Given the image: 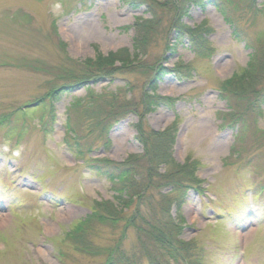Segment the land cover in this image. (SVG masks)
I'll use <instances>...</instances> for the list:
<instances>
[{
  "label": "rangeland",
  "instance_id": "obj_1",
  "mask_svg": "<svg viewBox=\"0 0 264 264\" xmlns=\"http://www.w3.org/2000/svg\"><path fill=\"white\" fill-rule=\"evenodd\" d=\"M144 1L133 8L123 0H0V264H106L122 224L93 223L84 243L70 234L96 201L116 205L112 181L88 164L141 155L140 123L151 135L166 133L163 142L172 141L167 150L176 162L196 165L193 183L200 190L189 189L180 210L186 261L264 264V107L248 108L246 94L224 85L233 80L240 91L241 80H252L240 77L253 61L249 42L264 74V0L191 5L181 29L171 24L165 0ZM121 51L131 69L115 61L122 73L114 79L35 102L67 81L73 62ZM161 70L162 80L148 91ZM89 90L105 100L116 92L123 94L120 101L133 98L140 112L146 91L164 101L155 97L162 105L146 108L141 118L122 116L106 137L89 127L94 114H79L88 109ZM79 119L85 137L80 155L68 149L66 137L68 124ZM178 214L173 205L171 215ZM134 243L131 228L125 246ZM163 257L160 264H188Z\"/></svg>",
  "mask_w": 264,
  "mask_h": 264
},
{
  "label": "trees",
  "instance_id": "obj_2",
  "mask_svg": "<svg viewBox=\"0 0 264 264\" xmlns=\"http://www.w3.org/2000/svg\"><path fill=\"white\" fill-rule=\"evenodd\" d=\"M208 1L220 6L218 0ZM257 1L250 0L251 5L254 6ZM123 2L128 3L133 8H137L145 1L123 0ZM205 2L206 0H165L163 5L170 10L171 24L179 22L178 28L181 29L182 20L188 15L189 7L191 5L203 6ZM146 5L148 6V4ZM155 8L153 6L152 9L154 10ZM153 15L156 16V13H153ZM228 21L235 26V21L232 18L228 17ZM234 33L237 34V37L240 36L246 40V36L243 33L241 34L237 31H234ZM190 38L193 40V37ZM135 42H137V39H135ZM60 44L63 50L66 49L64 42L61 41ZM248 47L254 49L252 54L253 61L249 63L248 69L244 70V74L240 77L243 79L245 76H249L252 80L249 81V84H246L245 80H241L242 83H239L242 86H239L240 91L235 90L233 80L225 82L224 85L229 88L232 87L231 89L234 93L243 94V97L246 94V98L249 100L248 108L263 110L264 86L261 80L256 79L258 77L262 78V80L264 79V74L262 75L260 70L262 62L260 57L257 56L258 49L253 46V43L249 42ZM125 53L127 52L110 53L96 62H91L89 59L85 62L76 61L78 65L73 62L74 68L64 74V78L67 81L54 87L52 91L35 102L42 104L47 98H50L49 102L51 99L59 98L62 93L71 94L91 82H99L105 78L114 79L117 73H122V70L119 71V69L124 67L128 69L131 66L130 62H128V57L122 58ZM119 60L123 62L121 68L114 65V62ZM162 72L163 70L152 75L153 77L147 85L148 91L156 87L157 81L162 80ZM250 72L251 74H249ZM127 85L129 84L127 83ZM249 90L250 92H248ZM148 91L142 94L144 100H141V102L144 113L139 111V103H136L133 98L127 99L125 97L124 100L120 101L123 94L120 95L116 92L108 100H105L104 93H95L93 90H89L87 93L88 109L79 114H85L84 117L94 114L96 116L93 119L94 123L89 127L92 129L98 128L101 135H106L113 124L120 122L119 119L122 116L133 113L141 118L145 114L146 108L154 104L162 105L159 100L164 101V98H160L153 93L151 95L147 93ZM155 97L159 100L155 99ZM222 97H226L224 91ZM77 104L82 103L78 100ZM72 112L71 110L69 111V121H71L70 113ZM73 122L66 127L67 146L71 152L80 155L83 154L82 147L85 144V137L80 130L82 121L79 119L77 122ZM136 127L138 130L136 138L143 145V153L141 155H130L122 162L98 159L88 164L91 169L112 181L113 185L111 188L115 192L114 201L116 205L111 200L96 201V207L92 209L86 218L76 224L71 231L70 237L76 242L84 243V240L87 239L88 234L93 229V223L99 222L102 225L110 224L114 226L122 224L123 231L120 239L115 243L114 248L107 249L105 254L107 258L106 264H160L161 259L164 258L163 256L187 262L186 260L190 259V253L187 243L180 238L184 224L180 210L183 203H185V196L189 189L200 190L198 185L193 183V181H196L194 176L196 165L194 162L180 164L172 158L170 151L167 150L172 141L163 142V135L166 133L153 132L151 135L145 132L141 123L136 124ZM109 143L110 140L107 138L106 145H109ZM161 164L166 167L163 168ZM166 189L170 190L164 192ZM173 205H176L177 210L179 209V214L175 217L171 215ZM119 208L124 209V211L122 212ZM127 211L130 212L127 213ZM131 228L135 232L136 243H134L133 247L127 248L125 246L126 235ZM146 259H148V263L145 261ZM187 263L194 264L191 260Z\"/></svg>",
  "mask_w": 264,
  "mask_h": 264
},
{
  "label": "bare ground",
  "instance_id": "obj_3",
  "mask_svg": "<svg viewBox=\"0 0 264 264\" xmlns=\"http://www.w3.org/2000/svg\"><path fill=\"white\" fill-rule=\"evenodd\" d=\"M0 220H2V219L0 218Z\"/></svg>",
  "mask_w": 264,
  "mask_h": 264
}]
</instances>
